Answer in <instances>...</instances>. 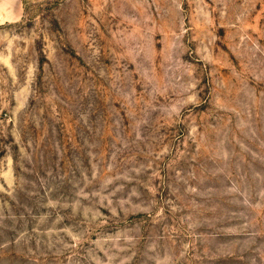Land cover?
I'll list each match as a JSON object with an SVG mask.
<instances>
[{
	"label": "rangeland",
	"instance_id": "rangeland-1",
	"mask_svg": "<svg viewBox=\"0 0 264 264\" xmlns=\"http://www.w3.org/2000/svg\"><path fill=\"white\" fill-rule=\"evenodd\" d=\"M0 264H264V0H25Z\"/></svg>",
	"mask_w": 264,
	"mask_h": 264
},
{
	"label": "crops",
	"instance_id": "crops-1",
	"mask_svg": "<svg viewBox=\"0 0 264 264\" xmlns=\"http://www.w3.org/2000/svg\"><path fill=\"white\" fill-rule=\"evenodd\" d=\"M25 12V0H0V25L19 21Z\"/></svg>",
	"mask_w": 264,
	"mask_h": 264
}]
</instances>
